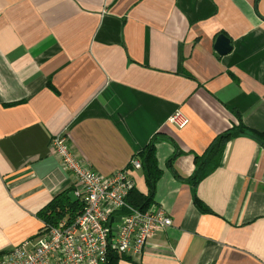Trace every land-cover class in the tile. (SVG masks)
Segmentation results:
<instances>
[{
    "label": "crops",
    "instance_id": "0c3cea01",
    "mask_svg": "<svg viewBox=\"0 0 264 264\" xmlns=\"http://www.w3.org/2000/svg\"><path fill=\"white\" fill-rule=\"evenodd\" d=\"M177 113L182 128L169 122ZM239 123L264 133V0H0V253L36 245V214L73 185L49 147L64 131L75 159L126 171L143 195L132 164L156 140L153 207L171 225L130 260L264 264V149L249 136L227 144L196 187L209 213L166 166L180 152L173 167L191 177Z\"/></svg>",
    "mask_w": 264,
    "mask_h": 264
},
{
    "label": "built area",
    "instance_id": "2783aa9c",
    "mask_svg": "<svg viewBox=\"0 0 264 264\" xmlns=\"http://www.w3.org/2000/svg\"><path fill=\"white\" fill-rule=\"evenodd\" d=\"M169 122L182 128L187 120L177 113ZM49 147L74 178V196L83 202V210L73 221L47 228L33 247L5 252L0 264H106L111 253L139 258L148 240L171 225L155 207L140 211L127 204L133 183L126 171L102 176L90 170L73 157L61 133L53 136ZM132 165L140 168L137 161Z\"/></svg>",
    "mask_w": 264,
    "mask_h": 264
},
{
    "label": "trees",
    "instance_id": "16d2710c",
    "mask_svg": "<svg viewBox=\"0 0 264 264\" xmlns=\"http://www.w3.org/2000/svg\"><path fill=\"white\" fill-rule=\"evenodd\" d=\"M247 136L255 140L260 147L264 149V133L248 129L239 123L237 127H233L218 135L212 140L206 151L201 156L195 157L194 174L187 179L181 177L173 167V161L181 154L180 152L175 151L171 158L167 161L166 166L171 170L173 177L190 185L193 203L201 213H209V211L195 195L197 185L214 170L220 167L226 146L231 140ZM155 142L156 140L152 141L134 156V159H137L140 163L141 172L147 188V194L143 195L133 187L126 198V202L129 206L140 211H146L155 205V186L162 175L155 157ZM73 188L74 187L72 185L71 188L55 196L52 201H50L36 214V217L45 227V229L40 230L37 237H41L42 234L46 232L47 228L54 227L62 220H66L67 222L73 221L83 210L84 204L81 200L74 196ZM4 253L5 252L0 253V256ZM120 261H126L132 264H141L130 260L128 257H124L119 254L117 255L116 253L108 255L106 264H118Z\"/></svg>",
    "mask_w": 264,
    "mask_h": 264
},
{
    "label": "water",
    "instance_id": "95a60500",
    "mask_svg": "<svg viewBox=\"0 0 264 264\" xmlns=\"http://www.w3.org/2000/svg\"><path fill=\"white\" fill-rule=\"evenodd\" d=\"M214 51L219 56L228 54L231 51L229 39L224 35H218L215 40Z\"/></svg>",
    "mask_w": 264,
    "mask_h": 264
},
{
    "label": "rangeland",
    "instance_id": "374dc122",
    "mask_svg": "<svg viewBox=\"0 0 264 264\" xmlns=\"http://www.w3.org/2000/svg\"><path fill=\"white\" fill-rule=\"evenodd\" d=\"M60 133H61V134H64V136H65L64 131H63V132H59L58 134H60ZM52 138H53V137H52ZM52 138H51V139H52ZM65 139H66V144H67V137H66V136H65ZM50 141H51V140H50ZM49 145H50V143H49ZM81 163H82V162H81ZM44 228H45V227L43 226L42 229H44ZM13 249H14V248H13Z\"/></svg>",
    "mask_w": 264,
    "mask_h": 264
}]
</instances>
